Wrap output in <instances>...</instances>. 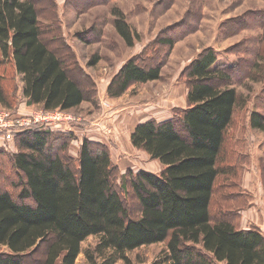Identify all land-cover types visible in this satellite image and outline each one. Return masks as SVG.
<instances>
[{"label": "trees", "instance_id": "trees-1", "mask_svg": "<svg viewBox=\"0 0 264 264\" xmlns=\"http://www.w3.org/2000/svg\"><path fill=\"white\" fill-rule=\"evenodd\" d=\"M117 16L116 33L132 47L138 36ZM41 24L32 0H0V106L7 110L19 93L27 106L45 112L70 111L86 100L70 73L79 71L73 55L62 60L43 39L54 36V29ZM260 40L255 61L244 72L252 82H264V37ZM156 43L168 50L175 44ZM138 59L122 65L108 84V97L160 80L163 61L140 65ZM216 62L213 49L201 52L184 70L186 109L162 123L138 124L130 135L133 148L163 166L159 176L129 172L118 187V170L106 147L83 139L72 159V135L37 126L17 136L16 153L0 149V166L6 163L10 173L0 188V264H75L89 237H98L99 256L111 252L110 263L128 264L126 253L165 244L164 264H264L261 231L238 226L239 203L249 200L240 182L246 156L235 153L228 132L247 102L229 87L240 65ZM248 126L264 134V113L251 112ZM228 151L237 154V165L226 163ZM224 174L239 180L220 183ZM129 193L134 212L125 206ZM226 202L239 207H225ZM86 258L92 259L89 253Z\"/></svg>", "mask_w": 264, "mask_h": 264}, {"label": "rangeland", "instance_id": "rangeland-1", "mask_svg": "<svg viewBox=\"0 0 264 264\" xmlns=\"http://www.w3.org/2000/svg\"><path fill=\"white\" fill-rule=\"evenodd\" d=\"M32 1L42 28L54 29L51 32L54 36L47 34L43 37L48 46L65 62L69 60L68 55H73L79 71L70 73L82 84L86 100L70 111L45 112L40 106H27L20 93L17 94L12 109L0 106V116L6 115L2 124L7 125L0 126V149L16 153L17 136L37 126L72 135L75 140L68 147L72 159H76L83 139L106 147L118 170L117 181L115 179L118 187L121 178L129 172L159 176L163 166L133 148L130 135L138 124L149 120L162 123L186 109L184 70L201 52L211 48L217 55L216 66L240 65L229 87L247 100L246 105L236 111L228 132V143L231 140L235 153L243 158L246 156L240 164V182L249 200L242 199L239 203L242 209L237 213L240 217L238 226L243 222L241 212L248 221L259 218V225L264 228V134L248 126L251 112L264 113V82H252L244 76L247 65L255 61L254 52L261 45L260 38L264 37V0ZM118 14L138 36L132 47H128L116 33L114 22ZM157 39H170L175 44L168 50L158 45ZM148 48L155 50L154 54L152 51L146 54L144 51ZM239 52L241 55L238 56ZM133 57L139 58L140 65L149 59L154 64L163 61L160 80L131 86L118 98L108 97L109 82ZM93 61L97 63L91 67ZM44 116L47 120L41 121ZM22 120L30 125L23 129L12 128V123ZM236 160L237 154L228 151L226 163L237 165ZM6 177H10V173L7 164L3 163V167L0 166V188H5L3 178ZM238 178V175L224 174L219 181H236ZM133 202L136 203L133 197L130 202L127 199L125 202L126 208L132 212L135 211ZM222 205L236 210L239 207L230 203ZM98 242V237H89L82 242L75 264H125L117 259L108 262L112 255L109 251L99 256L95 252ZM164 250L165 244L149 245L125 256L128 264H164ZM86 253L91 260L86 258Z\"/></svg>", "mask_w": 264, "mask_h": 264}, {"label": "crops", "instance_id": "crops-1", "mask_svg": "<svg viewBox=\"0 0 264 264\" xmlns=\"http://www.w3.org/2000/svg\"><path fill=\"white\" fill-rule=\"evenodd\" d=\"M240 216H241V220L243 221L240 226H239V229H242V230H247L249 229L250 227H256L260 230H262L264 232V228H262L259 224H260V220L259 218L257 217H254L252 219H246L244 215H241V212H240Z\"/></svg>", "mask_w": 264, "mask_h": 264}, {"label": "built area", "instance_id": "built-area-1", "mask_svg": "<svg viewBox=\"0 0 264 264\" xmlns=\"http://www.w3.org/2000/svg\"><path fill=\"white\" fill-rule=\"evenodd\" d=\"M5 118H6V115L3 116V117L0 116V126L1 127L2 126L3 127H6L7 126L6 124H2V122L4 121ZM44 119L47 120V118H45V116H44V118L41 119V121H43ZM29 125H30V122H27V121H24V120H22V121H16L15 123H12L11 124L12 128H14V129H23V128L29 126Z\"/></svg>", "mask_w": 264, "mask_h": 264}]
</instances>
